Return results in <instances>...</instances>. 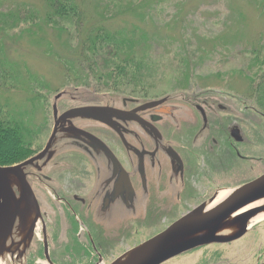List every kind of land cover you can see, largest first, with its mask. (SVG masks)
<instances>
[{"label":"flooded vegetation","instance_id":"obj_1","mask_svg":"<svg viewBox=\"0 0 264 264\" xmlns=\"http://www.w3.org/2000/svg\"><path fill=\"white\" fill-rule=\"evenodd\" d=\"M90 90L74 88L55 104L58 116L85 109L62 121L74 128L71 138L62 130L49 146L55 128L50 104V129L40 147L32 150L28 129L26 156L0 164L42 153L24 169L38 218L23 264H112L216 194L264 174H248L255 170L250 162L264 164L251 135L261 127H249L255 114L237 102L218 100L209 89L151 103ZM258 226L264 220L237 238H228L231 228L221 229L219 238L159 264H264ZM145 234L151 236L128 247Z\"/></svg>","mask_w":264,"mask_h":264},{"label":"rangeland","instance_id":"obj_2","mask_svg":"<svg viewBox=\"0 0 264 264\" xmlns=\"http://www.w3.org/2000/svg\"><path fill=\"white\" fill-rule=\"evenodd\" d=\"M35 1L0 0V11L17 4H35ZM77 1L89 21L99 19L102 0ZM140 1L125 0L126 7L120 12L110 5L106 12L104 10V18L112 29L136 24L148 31L153 41L145 60L137 64L135 59L131 62L136 80L130 83L118 77L114 88L93 79L85 67L69 71L60 60L47 53L52 51L72 57L65 48L63 33L55 36L43 30L37 39L25 33L18 34L22 29L15 30L17 28L0 32V36L6 37L0 41V64L5 61L11 69V78L0 82V108L6 107L11 118L24 119L26 115L30 130L27 142L32 150L40 147L50 129V101L62 89L88 88L91 92L122 94L143 101L157 100L172 93L193 97L209 89L218 100H231L239 103L241 111L254 112L256 123L249 127H261L256 130L258 133L251 132L261 146L253 147L252 151L256 148V152L264 154V103L252 91L259 77L264 76V69L259 66L261 60L251 53L252 46H258L259 38L264 42V7L258 5L262 1L147 0L143 6L152 8L144 17L137 14ZM27 26L29 24L24 28ZM47 43H52V47L48 49ZM99 50L102 52L103 48ZM97 63L102 65L101 61ZM14 76L17 85V81L11 80ZM255 156L261 158V155ZM250 163L255 170L249 175L264 171L261 161ZM257 229L255 236L264 239V227ZM150 236L145 234L143 238L130 240L128 247Z\"/></svg>","mask_w":264,"mask_h":264},{"label":"trees","instance_id":"obj_3","mask_svg":"<svg viewBox=\"0 0 264 264\" xmlns=\"http://www.w3.org/2000/svg\"><path fill=\"white\" fill-rule=\"evenodd\" d=\"M102 1V9L99 7V19L93 21L87 19L84 9L77 0H36L35 4H17L6 11H0V28H2L0 32L17 28L15 30L22 29L17 32L18 34L25 33L37 39L38 33L43 30L55 36L63 33L66 36L63 40L65 48L72 57L69 58L52 51H47V53L60 60L69 71L74 72L76 68L85 67V71H89L93 79L102 80L101 83L105 86L113 88L118 77L133 83L136 75L134 69L130 67L131 62L135 59L137 64L148 57L153 43L150 41L152 37L148 31H144L136 24L112 29L107 23L108 19L104 18V10L106 12L110 5L116 12H120L126 7L125 0ZM146 1L141 0L138 8L137 14H141L142 17L152 8L150 5L143 6ZM260 1L262 2L258 5L264 7V0ZM27 24L29 26L24 28ZM19 25H21L20 28H18ZM4 38L6 37L0 36V41ZM257 45V47L252 46L251 53L257 60H261L259 66L264 69L263 40L259 38ZM46 46L49 49L52 43H47ZM99 47L103 48L102 52ZM139 56H141L140 59ZM98 61H101L102 65L97 63ZM10 71L9 66L3 61L0 64V82L11 78ZM11 80L17 81L16 85L18 84L16 76ZM258 80L252 91L258 100L264 103V76H260ZM30 82L33 83L34 79H30ZM28 123L26 115L24 119L11 118L6 107L0 108L1 164L14 163L26 156L27 151L24 149L23 139L29 131Z\"/></svg>","mask_w":264,"mask_h":264},{"label":"water","instance_id":"obj_4","mask_svg":"<svg viewBox=\"0 0 264 264\" xmlns=\"http://www.w3.org/2000/svg\"><path fill=\"white\" fill-rule=\"evenodd\" d=\"M63 95L64 91L55 96V128L49 138L50 147L62 136V130L67 138L74 135V128L67 127L62 121H69L85 110L71 109L58 116L55 104ZM41 157L42 153H39L33 160ZM33 160L0 166V264H23L32 239L38 210L24 169ZM219 194L208 204L194 208L165 230L127 251L112 264H159L206 240L219 238L216 234L221 233V229L231 228L228 238H237L253 218L264 215V174L225 192L217 200ZM261 200L262 203L256 204Z\"/></svg>","mask_w":264,"mask_h":264},{"label":"bare ground","instance_id":"obj_5","mask_svg":"<svg viewBox=\"0 0 264 264\" xmlns=\"http://www.w3.org/2000/svg\"><path fill=\"white\" fill-rule=\"evenodd\" d=\"M224 195H225V192L220 193L219 196H218V198H217V200L220 199V198H222ZM262 202H263V200L256 202V204H260ZM260 220H262V221L264 220V215H258L257 217L253 218L252 221H251V224H253L254 222L256 223V222H258Z\"/></svg>","mask_w":264,"mask_h":264}]
</instances>
